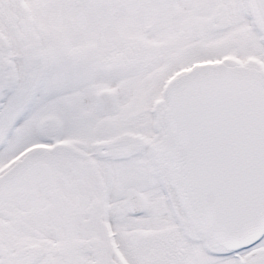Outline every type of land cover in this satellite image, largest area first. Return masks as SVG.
I'll list each match as a JSON object with an SVG mask.
<instances>
[{
	"label": "snow or ice",
	"instance_id": "6c2138e0",
	"mask_svg": "<svg viewBox=\"0 0 264 264\" xmlns=\"http://www.w3.org/2000/svg\"><path fill=\"white\" fill-rule=\"evenodd\" d=\"M0 264H264V0H0Z\"/></svg>",
	"mask_w": 264,
	"mask_h": 264
}]
</instances>
